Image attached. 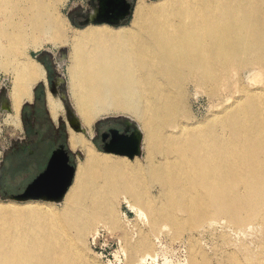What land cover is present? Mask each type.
<instances>
[{"label":"bare ground","instance_id":"1","mask_svg":"<svg viewBox=\"0 0 264 264\" xmlns=\"http://www.w3.org/2000/svg\"><path fill=\"white\" fill-rule=\"evenodd\" d=\"M64 1L0 0V75L10 79L3 124L20 127L23 103L45 81L29 51L50 42L70 47L68 93L86 130L67 129L69 149L82 158L60 210L50 201L0 202V264H89L87 236L115 228V200L107 199L142 177L134 197L150 224L164 220L176 234L222 218L237 228L260 225L262 249L244 258L264 264V0H137L131 26L88 24L71 33L58 13ZM244 72L261 85L237 86ZM188 85L219 98L203 122L184 111ZM45 103L58 120L60 99L48 92ZM111 112L138 120L143 158L95 148L91 125ZM153 117L159 122L150 130ZM141 242L147 253L151 244ZM190 248L191 264H207ZM129 250L135 255L138 244ZM228 262L242 264L235 254Z\"/></svg>","mask_w":264,"mask_h":264},{"label":"rangeland","instance_id":"2","mask_svg":"<svg viewBox=\"0 0 264 264\" xmlns=\"http://www.w3.org/2000/svg\"><path fill=\"white\" fill-rule=\"evenodd\" d=\"M130 1L132 5V13L127 18L126 22L121 25L131 26L130 23H132V14L137 0ZM157 1L159 0H143V3L149 5ZM91 8L90 0H66L59 6L58 13L62 18L67 20V24L70 28L69 33H71V31L75 28L81 29L87 26L80 25L78 23L79 21H82V19L77 14L87 13ZM141 28L142 26L138 29ZM43 45L35 51L30 50L29 55L43 66L45 70V81L36 83L33 87L31 101L23 103L20 109V127L18 129H14L9 125L3 124V120L5 115L8 113L10 106L7 96L10 79L8 76L3 74L0 75V169L4 168L3 175L0 179L1 203L13 201L2 199V196L19 193L35 178L34 176L36 173H38L40 169L44 168L46 160L43 159L39 161V159L30 157L27 154H10L11 151L16 150L17 146L23 144L24 141L30 143V150H34L39 144V142L37 143V141H35L37 137V140L40 139L43 141L45 146L47 145V140L54 137L58 133L62 135V140L64 142L67 141V129L69 126L66 122L65 111L63 110V114L58 118V120L52 121L47 112L45 102L46 94L48 92L50 93L49 79H56L57 81V78H61L63 81L57 86V90L60 91L64 89L67 92L69 104L73 108L68 93L70 47L67 44L53 46L50 42H46V44ZM246 75L247 74L245 72L242 73L240 77L241 80L238 79L239 82L236 83L237 86L243 84L248 86L251 84L248 86L251 88L255 85H261L255 83L253 84L254 81L252 82L248 80ZM187 89L188 94L185 101V105L187 107L186 110H184L185 113H190L192 122L205 121L209 114L216 111L215 109L218 108V104L216 103H219V98L216 96H212L213 98L208 97L207 93L202 90L203 88H197L193 85H188ZM234 94L237 95V93H233V95ZM53 96L59 98L58 95ZM4 101H6V103ZM32 110L36 111L34 116L32 114ZM23 113L27 115L26 119H24ZM119 117H128L139 126L138 120H136V118L128 112H111L99 115L94 120L90 128L91 141L98 151L104 152L99 147V143L93 141L98 129L97 127H99L100 131L104 130L108 127L106 121ZM150 121V130H155V127L159 122V118L153 117ZM36 132L38 133L37 136H35ZM71 155V159L75 163L82 158L77 151H71ZM144 155V146L141 145V154L135 157L143 158ZM121 157H125L129 161H132L135 158L130 159L127 156ZM142 175L143 174H141L140 177H142ZM147 179L148 177L137 178L136 186L132 184L129 188H126L127 186L124 187L122 185H117L115 188L117 190V195L115 196L116 198L113 197L111 200L107 199L109 204H112L115 200V214L113 215L114 219L112 218V221L114 220L115 223V228L113 230H107L100 226L95 232L92 231L90 235L87 236L86 244L83 247V250L88 261H91V263L90 261L88 262L89 264H191L189 262V257L191 255L189 254V251H191L190 247L192 246L195 247L196 259L200 260L202 255L201 260L207 259V264H228L231 254H235L236 259L242 262V264H247V262H245L246 258L244 257L249 253L253 255L257 253L258 250L262 249L263 238L261 237L262 235L258 233L262 230L260 225H247L242 228H237L230 225L222 218L220 220L218 219L216 222L208 223V225L206 223L205 225L203 224L202 226L195 228L185 227L184 230L182 229L180 231L181 233L176 234V232L173 231L172 226L170 224L168 226L164 220L158 221L159 223L156 222L158 225L155 223L158 227L154 224H150L148 215L145 213L142 214V212L139 211V205H141L139 200H141V198L137 199V197L142 195L143 188L139 186V182L142 181L143 184V181L147 182ZM135 195L137 196L136 198L134 197ZM125 197L131 201V204H129L128 199ZM37 201L42 202L41 200ZM15 202L22 203L25 201ZM155 202H158L157 198H155ZM52 203L56 209L60 210L63 205V200L58 203ZM116 221L119 222L117 223ZM152 225L155 227H152ZM175 234L177 236H175ZM222 234L224 236H222ZM225 237L227 239H225ZM142 239L151 244L149 245L147 253L144 252L143 247L140 245L142 243ZM130 242L138 244V252L135 253V255L134 253L132 254V252H129ZM241 246L245 247L242 248ZM244 252L247 253L245 254Z\"/></svg>","mask_w":264,"mask_h":264},{"label":"water","instance_id":"3","mask_svg":"<svg viewBox=\"0 0 264 264\" xmlns=\"http://www.w3.org/2000/svg\"><path fill=\"white\" fill-rule=\"evenodd\" d=\"M117 13H120L118 17H112L111 14ZM131 13L132 5L126 0H98L97 5H93L90 11L77 15L83 18L82 21L78 22L80 25L108 24L119 26L126 22ZM62 81L61 78H57L56 82H52L49 91L52 95L59 96L65 111L68 126L74 131L86 133L75 111L69 104L67 92L64 89L57 90V86ZM114 120L124 125L125 131L132 129L131 135L117 134V130H111L113 138L110 144L102 146L101 149L104 152L127 156L130 159L140 155L142 132L137 123L128 117H119ZM67 161V153H63L62 158L57 156V154L53 155L44 172L32 180L22 193L5 195L2 196V199L19 202L30 199L56 203L61 202L73 181L76 168L75 162L72 165H68ZM53 174H55L56 179H48ZM42 177L45 179H41Z\"/></svg>","mask_w":264,"mask_h":264},{"label":"flooded vegetation","instance_id":"4","mask_svg":"<svg viewBox=\"0 0 264 264\" xmlns=\"http://www.w3.org/2000/svg\"><path fill=\"white\" fill-rule=\"evenodd\" d=\"M128 3H130V0H126ZM98 0H90V5L91 7H93V5H97ZM91 10V9H90ZM112 17H118L120 15V13L117 14H111ZM81 19H83L81 16H79ZM52 82H56V79H49V84L50 86L52 85ZM6 103V102H5ZM36 113L35 110H32V114L34 116V114ZM23 117L24 119H26L27 115L23 113ZM108 127H106V129L104 130H99V127H97V132L96 135L94 137L95 142H98L99 147L102 148V146L106 145V144H110L111 139L113 138V133L111 132V130H117V134H124V135H131L132 129H128L127 131H125V126L118 123L117 121H115L114 119L106 121ZM38 133H35V136H37ZM116 136V135H115ZM38 139V137H37ZM35 140L37 141V143L39 142V144L37 145V147L34 150H30V143H27L26 141L23 142V144L18 145L16 150L11 151L10 154L12 153H20V154H27L30 157L36 158L40 160L46 159L45 160V164H44V168L40 169V171H38V173H36V175L34 176L35 178L38 177L42 172H44V170L46 169L50 159L52 158L53 155L57 154V156H59L60 158H62L63 153H67L68 155V161L67 164L68 165H72L74 163V161L71 159V150L68 147L67 141H63L62 140V135L61 134H57L54 137L50 138L49 140H47V145L44 146V142L39 140ZM42 143V144H41ZM62 170V169H61ZM1 173H0V179L3 175L4 172V168L0 169ZM34 178V179H35ZM33 179V180H34ZM27 187V185H26ZM26 187H24L19 193H22Z\"/></svg>","mask_w":264,"mask_h":264},{"label":"snow or ice","instance_id":"5","mask_svg":"<svg viewBox=\"0 0 264 264\" xmlns=\"http://www.w3.org/2000/svg\"><path fill=\"white\" fill-rule=\"evenodd\" d=\"M41 179H45V178L42 177ZM48 179L55 180V179H56L55 174H53V175H51L50 177H48Z\"/></svg>","mask_w":264,"mask_h":264}]
</instances>
